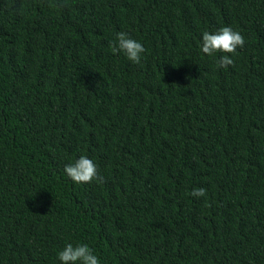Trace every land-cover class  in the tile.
<instances>
[{"label": "trees", "instance_id": "obj_1", "mask_svg": "<svg viewBox=\"0 0 264 264\" xmlns=\"http://www.w3.org/2000/svg\"><path fill=\"white\" fill-rule=\"evenodd\" d=\"M222 26L245 38L226 68L200 47ZM121 31L141 63L112 53ZM80 155L103 183L67 177ZM68 243L264 264V0H0V264Z\"/></svg>", "mask_w": 264, "mask_h": 264}, {"label": "clouds", "instance_id": "obj_2", "mask_svg": "<svg viewBox=\"0 0 264 264\" xmlns=\"http://www.w3.org/2000/svg\"><path fill=\"white\" fill-rule=\"evenodd\" d=\"M244 45L245 38L239 31L231 26H222L215 32L204 31L200 47L201 51L210 57L222 53L216 59V64L220 68H226L234 64L229 54H238L237 49L243 48ZM110 47L113 54L123 52L127 59L135 64L141 63L142 55L146 52L141 42L124 31L116 33L115 41L110 43ZM64 172L77 184L91 183L93 180L104 182V178L99 175L97 164L85 155H80L74 162L66 164ZM191 195L197 198L206 197L207 190L204 187L194 188ZM205 204L211 206L207 201ZM57 256L61 264H101L99 257L88 244L68 243Z\"/></svg>", "mask_w": 264, "mask_h": 264}]
</instances>
